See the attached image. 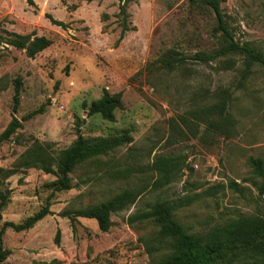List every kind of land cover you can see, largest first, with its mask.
Returning a JSON list of instances; mask_svg holds the SVG:
<instances>
[{
    "label": "rangeland",
    "instance_id": "rangeland-1",
    "mask_svg": "<svg viewBox=\"0 0 264 264\" xmlns=\"http://www.w3.org/2000/svg\"><path fill=\"white\" fill-rule=\"evenodd\" d=\"M203 1L128 0L122 16L119 0H0V136L13 119L22 123L0 145V171L16 173L7 180L0 174V190L11 191L0 229L50 210L29 231H6L8 264H156L166 255H149L144 241L159 228L151 221L130 226L128 220L158 202L188 196L195 202L174 218L192 234L239 217H264V195L254 186L262 181L250 165L251 159L264 160V67L247 71L239 56L230 71L219 62L188 61L171 72L159 64L169 50L193 57L221 49L217 17ZM221 7L235 40L264 55V0H225ZM124 27L130 31L120 40ZM14 35L44 37L51 45L30 59L7 45ZM18 79L20 106L14 113ZM220 90L231 97L229 135L214 131L212 120L197 118L217 103ZM104 91L122 94L123 109L114 122L89 116ZM40 109L42 114L24 121ZM126 131L133 143L80 165L69 176L74 186L69 192L53 194L49 185L57 176L26 166L33 149L45 148L56 161L79 135L95 140ZM164 157L179 160L182 172L173 184L158 188L152 165ZM126 190L140 197L112 216L108 233L88 219H78L72 228L67 213Z\"/></svg>",
    "mask_w": 264,
    "mask_h": 264
},
{
    "label": "trees",
    "instance_id": "trees-1",
    "mask_svg": "<svg viewBox=\"0 0 264 264\" xmlns=\"http://www.w3.org/2000/svg\"><path fill=\"white\" fill-rule=\"evenodd\" d=\"M33 4L32 0H27ZM92 3L97 0H87ZM225 0H204L203 3L213 10L217 17L218 28L222 33V47L216 53H198L193 57H186L175 50L167 51L160 59L161 69L174 71L183 67L188 61H194L210 66L213 62H219L224 71L235 68L236 62L233 57H242L247 71L255 65L264 67V55L255 51L247 45H241L235 40L233 33L229 30L222 11V3ZM120 14L126 16V5L128 0H119ZM53 25L66 28L64 23L52 20ZM130 31L124 27L121 34L122 40L125 33ZM17 50L26 51L27 57L34 59L38 54L48 49L51 45L44 37L31 39L14 35L7 43ZM21 80L15 82L14 113L20 106ZM228 90H220L214 95L217 103L212 107L202 110L197 114L199 120H212L210 127L220 134L229 135L231 122L228 117L230 103ZM123 109L122 94H110L104 91L103 96L93 102L89 109V116H100L107 122L115 121V112ZM43 113V109L29 115L24 121L31 120ZM22 123L13 119L7 129L0 136V145L8 142L18 130ZM133 143L130 133L126 131L122 135L95 140L85 139L79 135L78 139L66 150L61 151L56 161H53L45 148H37L26 155V166L39 168L47 175H56L57 180L49 185L53 194L65 193L74 189L70 175L80 166L94 159L105 157L122 146ZM53 162V163H52ZM54 164L57 171L53 169ZM250 165L253 176L262 181L259 187L254 186L264 195V160L261 158L251 159ZM152 169L158 173L156 187L162 188L173 184L182 172V164L179 160L170 157L158 158L154 161ZM5 179H9L16 173L14 171H0ZM231 187L236 189L238 185L232 183ZM11 191L0 190V222L2 212L10 200ZM140 193L126 190L112 199L96 206L83 210L67 213L72 228L75 229L78 219L95 220L103 233H108L112 226V216L123 212L133 206ZM195 202L193 197H184L175 202H158L148 212L135 215L128 220V225L151 221L159 228L157 235L144 244L149 255L165 254V258L156 264H264V217L260 215L239 217L234 221L213 228L205 233L192 234L186 227L177 222L175 213L182 208L189 207ZM50 215L49 208L43 209L35 216L27 219L24 223L16 225L7 222L0 229V264H8L10 252L3 247V237L8 229L17 233L33 229L39 222ZM59 236V235H58Z\"/></svg>",
    "mask_w": 264,
    "mask_h": 264
}]
</instances>
